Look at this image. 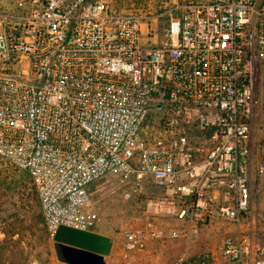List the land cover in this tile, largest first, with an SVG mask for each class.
<instances>
[{"label":"built area","instance_id":"obj_1","mask_svg":"<svg viewBox=\"0 0 264 264\" xmlns=\"http://www.w3.org/2000/svg\"><path fill=\"white\" fill-rule=\"evenodd\" d=\"M14 1L0 32V158L31 178L47 236L95 230L94 184L114 177L146 217L121 231L122 259L228 224L218 264H264V242L241 231L264 174V0H158L153 23L104 0Z\"/></svg>","mask_w":264,"mask_h":264},{"label":"rangeland","instance_id":"obj_2","mask_svg":"<svg viewBox=\"0 0 264 264\" xmlns=\"http://www.w3.org/2000/svg\"><path fill=\"white\" fill-rule=\"evenodd\" d=\"M104 1L110 3V5L114 8L133 12H145L151 18L152 23L155 21L153 17H155V15L157 14L156 3L158 0ZM8 2L10 5H15L14 0H8ZM258 118L259 117H257L256 119V126L254 128L255 137H258L260 132V121L258 120ZM17 171L19 170L17 169ZM262 178H264V174ZM261 187H264V184H262ZM94 190L95 192L92 196L93 209L97 214L98 219L104 221V223L110 230H113L116 233H120L123 229L142 225L146 218L144 214V197L137 200H135L134 198H127L125 196V193L128 190L127 186L119 183L114 177H106L104 180L98 182L94 186ZM154 219L155 221H157L158 225L164 229H169L175 224L173 218L163 217L160 214H155ZM164 223L168 224L166 225ZM235 230L236 227L228 224H217L212 227L201 228L198 234L184 239L188 244V250L186 252H181V254H175L173 260L178 255L182 254L189 258L195 257L203 251H211L214 254L215 258H218V245L221 237L225 233ZM247 230L249 235L255 234V230H251L250 226L247 228ZM29 239L32 243L29 263L54 264L55 250L51 243V239L47 236V234L36 233L35 236ZM84 259L88 264H105L103 261L96 259Z\"/></svg>","mask_w":264,"mask_h":264},{"label":"crops","instance_id":"obj_3","mask_svg":"<svg viewBox=\"0 0 264 264\" xmlns=\"http://www.w3.org/2000/svg\"><path fill=\"white\" fill-rule=\"evenodd\" d=\"M18 12L19 9L14 4L10 5L8 0H0V32L4 16ZM262 177L263 175L254 182L249 215L241 226V231L245 233H248L249 226L251 230H255V234H251L254 242H264V187H261L264 178ZM51 243L55 250L54 264H88L84 258L100 260L105 264H170L175 254L188 250V244L184 239L164 242L148 239L145 249L133 251L129 258L124 260L120 256L121 232L110 230L101 220L97 221L96 229L92 231H78L61 226L57 229L55 237L51 239ZM215 260L218 264L220 257H216Z\"/></svg>","mask_w":264,"mask_h":264},{"label":"trees","instance_id":"obj_4","mask_svg":"<svg viewBox=\"0 0 264 264\" xmlns=\"http://www.w3.org/2000/svg\"><path fill=\"white\" fill-rule=\"evenodd\" d=\"M19 171L0 158V264H30L29 238L46 234L32 180Z\"/></svg>","mask_w":264,"mask_h":264},{"label":"bare ground","instance_id":"obj_5","mask_svg":"<svg viewBox=\"0 0 264 264\" xmlns=\"http://www.w3.org/2000/svg\"><path fill=\"white\" fill-rule=\"evenodd\" d=\"M159 210L166 211V210H167V207L161 206V207L159 208Z\"/></svg>","mask_w":264,"mask_h":264}]
</instances>
